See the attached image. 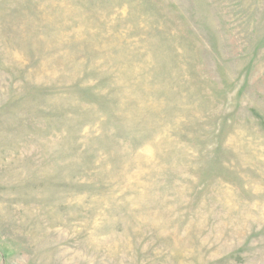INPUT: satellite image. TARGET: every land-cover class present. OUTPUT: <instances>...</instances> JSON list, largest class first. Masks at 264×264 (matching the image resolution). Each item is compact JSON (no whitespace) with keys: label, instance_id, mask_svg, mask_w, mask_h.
Returning <instances> with one entry per match:
<instances>
[{"label":"rangeland","instance_id":"374dc122","mask_svg":"<svg viewBox=\"0 0 264 264\" xmlns=\"http://www.w3.org/2000/svg\"><path fill=\"white\" fill-rule=\"evenodd\" d=\"M0 264H264V0H0Z\"/></svg>","mask_w":264,"mask_h":264}]
</instances>
